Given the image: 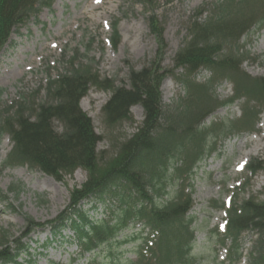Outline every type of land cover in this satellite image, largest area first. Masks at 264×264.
<instances>
[{"label": "trees", "instance_id": "trees-1", "mask_svg": "<svg viewBox=\"0 0 264 264\" xmlns=\"http://www.w3.org/2000/svg\"><path fill=\"white\" fill-rule=\"evenodd\" d=\"M53 1L0 0V53L14 31ZM205 5L208 9L202 6L189 18L187 36L170 69L160 66L158 54L147 66L130 67L127 85H116L113 79L100 76L93 61L83 62L84 56L75 53L65 61L64 72L50 77L43 100L36 104L19 102L11 113L0 112V140L7 134L12 143L4 167L24 164L57 180L78 168L86 172L85 181L70 191L68 203L55 218L43 224L24 215V228L13 239L7 230L0 231V264L31 263L17 258L28 248L22 240L39 228L49 226L55 234L69 226L81 256L96 254L116 241L131 223L140 224L141 234L148 231H144L134 249L135 259L128 260L129 264H205L193 253L195 227L189 215L193 199L191 191H185V181L214 151L210 137H226L228 132L244 126L253 127L259 108L264 109L258 101H264V78L251 76L241 68L246 58L239 43L252 27L264 25V0H215ZM146 21L163 49V30L154 10L146 15ZM117 25L115 19L111 24L113 47L119 42ZM179 69L181 73L175 75ZM202 71L209 72V78L195 81ZM168 74L175 76L184 91L173 109L164 108L161 99L160 86ZM227 80L232 83L233 94L219 100L215 86ZM91 86L110 91L102 107L107 125L132 121L130 109L135 105L143 109V120L136 131L105 160L97 151L100 136L80 107V100ZM242 98L245 104L239 119L228 126L212 123L201 128L215 110ZM248 168L255 174L262 166L251 164ZM173 178L182 179L175 196L157 202ZM91 198L104 203L107 209L115 205L114 217L91 220L80 207L81 202ZM223 209L226 225L218 238L222 245L229 243L228 264L241 260V241L249 233L255 238L247 264H264V200L249 197Z\"/></svg>", "mask_w": 264, "mask_h": 264}, {"label": "rangeland", "instance_id": "rangeland-1", "mask_svg": "<svg viewBox=\"0 0 264 264\" xmlns=\"http://www.w3.org/2000/svg\"><path fill=\"white\" fill-rule=\"evenodd\" d=\"M207 2L215 0H151L143 4L138 0H54L50 7H42L14 31L0 53V112L11 113L19 102L29 100L36 104L43 100L50 77L56 78L64 72L65 61L75 53L84 56L83 62L93 61L100 76L113 79L116 85H127L129 68L147 66L158 54L160 66L170 69L176 51L187 36L189 18L202 6L208 9ZM150 10H154L161 24L163 49L147 26L146 15ZM115 19L119 43L113 47L110 26ZM239 43L246 58L241 68L251 76L264 78V25L252 27ZM181 71L177 70L175 75ZM209 75L202 71L195 76V81L204 82ZM160 90L164 108L171 109L180 102L178 99L184 92L171 74L163 79ZM214 93L219 100L228 99L233 94L232 83L220 82ZM109 96L110 91L91 86L80 100L81 109L91 118L94 131L100 136L97 151L103 160L114 155L119 144L143 120V109L135 105L130 109L132 121L107 125L102 107ZM258 101L264 105L263 100ZM244 104L242 98L215 110L201 128H208L212 123L228 126L240 118ZM259 111L253 127L244 126L239 131L228 132L226 137H210L214 151L185 181V191L190 190L193 199L189 211L195 227L193 253L205 264H227L229 243L222 245L218 238L225 226L224 205L239 204L249 197L264 200V180L260 181L264 176V148L253 151L255 142L252 141H264V109L261 107ZM11 147L9 136L4 134L0 140V231L7 230L13 239L24 228V215L43 224L55 218L68 203L70 191L85 181L86 172L78 168L72 175H63L57 180L24 164L4 167L3 161ZM251 164L261 165L262 169L252 174L248 168ZM181 183V178L169 179L157 202L173 198ZM80 207L91 220L114 217L116 213L115 205L107 209L108 206L95 198L81 202ZM48 228L37 229L22 240L28 249L17 260L29 259V264H129L128 260L135 259L134 249L146 231L141 234L138 225L131 223L116 241L96 254L79 256L69 226L55 234ZM254 238L249 233L242 239L243 258L239 264H247Z\"/></svg>", "mask_w": 264, "mask_h": 264}, {"label": "bare ground", "instance_id": "bare-ground-1", "mask_svg": "<svg viewBox=\"0 0 264 264\" xmlns=\"http://www.w3.org/2000/svg\"><path fill=\"white\" fill-rule=\"evenodd\" d=\"M253 142H255V145L253 146V151H257L259 149L264 148V141L261 142L260 139H253ZM264 180V176L260 178V181L262 182Z\"/></svg>", "mask_w": 264, "mask_h": 264}, {"label": "water", "instance_id": "water-1", "mask_svg": "<svg viewBox=\"0 0 264 264\" xmlns=\"http://www.w3.org/2000/svg\"><path fill=\"white\" fill-rule=\"evenodd\" d=\"M146 1H150V0H146Z\"/></svg>", "mask_w": 264, "mask_h": 264}]
</instances>
